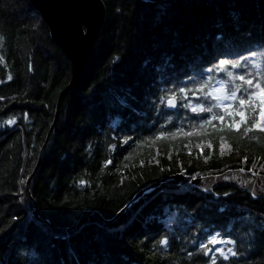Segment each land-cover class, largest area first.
<instances>
[{"label":"trees","instance_id":"obj_1","mask_svg":"<svg viewBox=\"0 0 264 264\" xmlns=\"http://www.w3.org/2000/svg\"><path fill=\"white\" fill-rule=\"evenodd\" d=\"M102 1L101 34L57 107L70 59L28 0H0V264H264L263 198L173 179L264 173V132L251 120L200 129L212 114L184 106L215 103L204 92L229 79L220 60L248 58L228 66L234 75L254 72L253 60L264 71V0Z\"/></svg>","mask_w":264,"mask_h":264},{"label":"water","instance_id":"obj_2","mask_svg":"<svg viewBox=\"0 0 264 264\" xmlns=\"http://www.w3.org/2000/svg\"><path fill=\"white\" fill-rule=\"evenodd\" d=\"M32 7L46 22L50 35L55 43L67 54L71 62V78L68 85L60 93V98L71 90L77 83L84 64L86 63L94 44L97 42L106 18V8L102 0H28ZM160 2L166 0H146ZM176 107H169L165 101V109L173 111ZM58 109L56 110V115ZM56 120V119H55ZM50 127L49 133L55 124ZM48 133V135H49ZM45 146V144H44ZM43 150V148H42ZM41 150V152H42ZM41 159V158H40ZM36 165L35 170L40 164ZM243 168L227 169L219 174L205 175L192 179L185 172L175 175V180H190L198 188L211 192L214 188L234 186L242 191H248L256 198L264 199V173ZM162 180H158L141 190L132 201L138 199L146 190L158 187ZM28 184V181H27ZM26 184V186H27ZM92 213V212H91ZM37 215V212L35 211ZM94 214L101 220L103 218L96 212ZM66 231L65 229H62Z\"/></svg>","mask_w":264,"mask_h":264},{"label":"snow or ice","instance_id":"obj_3","mask_svg":"<svg viewBox=\"0 0 264 264\" xmlns=\"http://www.w3.org/2000/svg\"><path fill=\"white\" fill-rule=\"evenodd\" d=\"M0 47H2V43H0ZM253 56L256 53L252 54ZM246 63H241L240 59L229 61V60H220L219 64L216 66L215 70L226 72L227 77L229 78L227 81L221 80L219 82L220 87L218 88H211L210 91L204 92L205 88H210L208 82H204L199 91L204 92L205 98H211V100L215 101L210 105H205L203 103L197 104H186L184 105L190 110L199 115L201 113H211L210 119H205L199 123L198 127L200 129L206 128L207 125L212 124L213 120H219L223 124L225 122V116L232 117L231 124L226 125L227 127H238L239 125H246L249 120L252 121L251 127L252 128H259L261 132H264V71H261L262 64L258 61H251L252 68L255 69L254 72L246 71L242 74L234 75V73L228 70V66L230 65L232 69L236 68H247V61L248 58H243ZM3 61V57L0 56V62ZM214 69H209V71H213ZM11 79V76L8 77ZM211 79V78H210ZM255 80V83L253 82ZM236 81H239L237 83ZM231 83L232 87L228 88L227 85ZM181 93H186V89L181 88L179 90ZM239 94V95H238ZM181 99L183 97H180ZM162 98V102H163ZM178 97L176 93H171L167 97V104L169 107H176V101ZM236 105L235 108L233 105ZM214 109H221L224 115H218L214 112ZM259 109L258 115L254 116L253 114L257 112ZM235 117H239V120L235 119ZM25 119H27V114H25ZM169 122H171V118H169ZM3 123L7 125H14L16 123V117H10ZM195 129V125L193 126ZM250 128H245V134L250 131ZM182 131V129H177V132ZM192 132L184 133V135H192ZM162 136L165 135L164 133L161 134ZM167 135L175 137L176 132L168 133ZM199 147V145H197ZM211 145H209L210 147ZM224 145H221V149L223 151ZM241 172L244 169H240ZM192 179H196V176H193ZM223 211V209H221ZM222 241L218 240L215 236L211 237L208 241L211 245H216L221 243ZM160 246H167L169 241L167 238L161 239L157 242ZM232 243V241H229ZM200 247L202 249H206L204 252L205 255H208L209 252H212L213 249L207 247V245L201 244ZM215 252H218L220 256L223 257L224 260L229 259V255L235 257L238 255L236 251L232 248H229L227 254L224 252L223 249L216 248L214 249ZM189 255H192L189 253ZM211 264H217V260L215 256L210 257Z\"/></svg>","mask_w":264,"mask_h":264},{"label":"bare ground","instance_id":"obj_4","mask_svg":"<svg viewBox=\"0 0 264 264\" xmlns=\"http://www.w3.org/2000/svg\"><path fill=\"white\" fill-rule=\"evenodd\" d=\"M242 167H243V166H242ZM223 170H224V169H223ZM197 176H198V175H197ZM192 177H193V176H192ZM169 181H170V180H169ZM177 182H178V181H177ZM161 186H163V185H161ZM168 186H171V185L169 184ZM181 186H182V185H181ZM184 186H185V185H184ZM184 186H183V190H181V189H182V187H181V188H179V187H178V188H179L178 190H180V192H179V193H182V194H183V192H182V191H184V190L186 191V189H187V188H184ZM187 186H188V185H187ZM171 187H172V186H171ZM173 187H174V186H173ZM193 187H194V186H193ZM224 187H225V186H224ZM169 188H170V187H169ZM169 188H168V189H169ZM176 189H177V188H176Z\"/></svg>","mask_w":264,"mask_h":264},{"label":"clouds","instance_id":"obj_5","mask_svg":"<svg viewBox=\"0 0 264 264\" xmlns=\"http://www.w3.org/2000/svg\"><path fill=\"white\" fill-rule=\"evenodd\" d=\"M4 40V37L2 35H0V43H2Z\"/></svg>","mask_w":264,"mask_h":264},{"label":"rangeland","instance_id":"obj_6","mask_svg":"<svg viewBox=\"0 0 264 264\" xmlns=\"http://www.w3.org/2000/svg\"><path fill=\"white\" fill-rule=\"evenodd\" d=\"M218 87H220V85H219ZM218 87H217V88H218ZM258 112H259V109H257V115H258Z\"/></svg>","mask_w":264,"mask_h":264}]
</instances>
